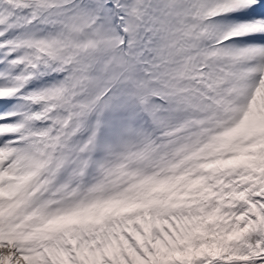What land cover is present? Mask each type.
I'll list each match as a JSON object with an SVG mask.
<instances>
[{
  "label": "snow or ice",
  "instance_id": "6c2138e0",
  "mask_svg": "<svg viewBox=\"0 0 264 264\" xmlns=\"http://www.w3.org/2000/svg\"><path fill=\"white\" fill-rule=\"evenodd\" d=\"M0 264H264V0H0Z\"/></svg>",
  "mask_w": 264,
  "mask_h": 264
}]
</instances>
